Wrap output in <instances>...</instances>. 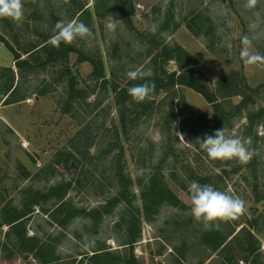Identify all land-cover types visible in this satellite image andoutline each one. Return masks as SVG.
I'll use <instances>...</instances> for the list:
<instances>
[{
	"label": "rangeland",
	"instance_id": "obj_1",
	"mask_svg": "<svg viewBox=\"0 0 264 264\" xmlns=\"http://www.w3.org/2000/svg\"><path fill=\"white\" fill-rule=\"evenodd\" d=\"M121 1L130 25L118 12L116 0H22L19 21L0 18V264H130L131 259L133 264H264V63L248 65L239 55L245 36L251 41L250 51L264 55V0L251 5L247 0ZM82 7L87 10L79 16ZM112 18L120 23L110 30L106 25ZM61 20L83 22L91 36L64 43L74 50L57 64L42 68L32 61V70L21 69L6 43L25 60V49L41 44ZM175 45L195 58L196 65L187 68L191 74L223 95L218 99L225 112L233 113L242 100L228 96L231 93L251 96L248 110L256 114L255 126L249 128L243 112L232 118L225 134L250 138L253 154L243 164L209 159L195 141L215 131L214 112L200 94L185 86L174 88L182 98L173 100L175 117L167 132L164 122L173 92L161 91L153 104L152 98L144 99L147 109L128 136L119 133L125 150L122 166L133 184L126 199L104 214L101 206L118 193L115 166L110 164L116 152L101 155L114 138L112 126L119 127L112 84L125 86L130 68L151 74L152 59L162 48ZM87 57L102 59L106 86L92 77ZM157 59L168 74L179 71L176 61ZM66 68L86 93L70 113L64 112L67 79L60 75ZM16 85L15 97L24 100L6 105L7 90ZM86 124L94 146L68 156L70 140ZM139 154L144 159L153 156L154 165L166 158L160 165L165 182L184 208L163 204L152 221L145 219L137 179L148 172L136 164ZM197 178L244 201V211L236 219L217 222L221 232L237 233L245 227L224 252L203 243L205 231L213 225L190 213L188 185ZM62 184H70L65 201L77 211L64 227L60 223L69 212L51 215ZM15 213H31L23 222L24 236L32 240L28 245L21 244L6 223ZM120 213L127 219L139 213L140 236L132 247L125 245L128 226L119 222ZM245 231L258 241L254 254L247 255L238 246L246 243ZM32 245L35 248L29 251ZM95 249L101 254L94 262Z\"/></svg>",
	"mask_w": 264,
	"mask_h": 264
},
{
	"label": "trees",
	"instance_id": "obj_2",
	"mask_svg": "<svg viewBox=\"0 0 264 264\" xmlns=\"http://www.w3.org/2000/svg\"><path fill=\"white\" fill-rule=\"evenodd\" d=\"M126 1V0H125ZM117 2V10L124 18V22L126 25H130V19L128 14L125 11V4L121 0H116ZM87 9L83 7L80 8L78 11L79 16L86 13ZM76 22V21H75ZM149 31L145 33V35H149ZM54 34V29L52 32L43 39V42L39 45H35L30 47L29 49H25V54L27 55V59L20 60L19 53L11 47L8 43L6 45L10 48L15 56L16 63L21 69L25 67L27 69L32 70L31 62H37L39 66L42 68H46L48 65L57 64L61 59L66 58L69 52L73 51L74 49L69 45L64 47V43L61 42L59 46H53L49 43L50 37ZM161 57L164 62H168L170 60H174L177 62V66L179 71H174L172 73H167L163 69V67L157 64V58ZM158 57H154L152 59L151 64H153L154 69L150 75L138 80H128L126 85L120 87L116 84H112L111 91L114 93V100L115 105L117 107L118 113V121L119 127L115 125L112 126L114 130V138L111 140L105 149L101 151V155H111L113 152H116L114 156L111 158L110 164L113 167V181L117 182L118 193L117 196L110 197L106 200V204L102 205L101 208L103 209L104 214H111L115 207L121 202L122 199H126L125 194L130 191V187L132 186L133 182L131 178L124 173V169L122 166V161L125 156V150L123 145L120 141L119 133H121L124 137H127L128 134L131 132L132 128L134 127L136 121L140 118V116L145 112L147 109L146 103L144 99L142 101H134L127 93V89L136 83H143L145 80H148L154 84L153 91L150 95L146 98H152V101L149 104H153L154 98L161 92H173V96H170V111L165 117L164 122V129L169 132L171 129V123L173 118L175 117V111L173 107V100H177V102L181 101V98L178 95V90H174L175 87L185 86L190 88L200 94L208 104L212 106V110L214 112V121L212 128L214 130L219 128L230 129L231 128V121L233 117L241 116L243 112H247L246 118L249 122V128L255 126L256 114L252 110H248V104L250 103L251 96L247 95L244 91H236L231 93L228 96L239 95L242 97V100L234 107V112H225L223 105L219 101V97H223L219 92H214L210 89L208 85L201 82L199 79L195 78L189 68H192L196 65L195 58L187 53L184 49L180 46L175 45L173 48L164 47L160 50V54ZM84 60L90 61L91 65L93 66L92 77L99 80L102 79L103 85H107L108 81L104 74V64L101 58L94 59L92 57H87ZM188 68V69H187ZM61 77H65L67 79V89H66V103L64 106V112L70 113L73 103L78 102L79 98H85L84 90L78 89L77 81L75 75L69 71L67 68L63 69L61 72ZM17 85L15 87L11 86L7 90V95L4 100L6 105L13 104L19 101L24 100V98L17 99L15 97ZM252 92V89H249ZM219 94V95H218ZM99 103H95L94 106H98ZM142 108V110H139ZM247 110V111H246ZM260 111L259 113H261ZM202 120L205 121L206 125V118L205 116L202 117ZM207 127V126H206ZM89 124L83 125L81 129L76 133V135L70 140V149L71 153L68 156H71L73 152L82 154V148L85 151H89L94 145L93 140L87 137L89 130ZM120 130V132H119ZM100 155V156H101ZM100 156L91 157V159L100 158ZM143 156L141 154L138 155V161L136 164H141L143 170H147L148 173H145L143 177H138L137 183L140 188L141 199L143 202V212L144 217L147 221H152L154 216L158 214L159 209L163 204H169L173 207H180L184 208V205L181 204L180 200L176 197V195L169 189L168 185L165 182V176L161 170L160 165L163 164L166 158L160 159V163L158 165H154L153 163V156L148 157L147 159H141ZM253 162V161H252ZM193 181V180H192ZM195 181L199 182L200 184H205L207 179L197 178ZM182 189H186V186L183 183H178ZM70 188V184H62L57 187L58 190V199L59 203L58 206L53 210L51 215L54 217L55 215H62L65 211L69 212L65 221L61 222L60 225L62 227L65 226V222L74 217L77 213L76 210L67 207V203L65 201L66 193ZM96 212V210H92V213ZM138 212V210H137ZM31 213H15L11 216L6 223L10 226V229L16 232L18 236V241L25 245L30 244L32 242L31 239H26L24 236V227L23 222L27 219V216ZM120 221L128 226V236L129 241L125 245H132L136 242V238L140 236V216L139 213L135 216L133 214L130 215V219L126 218V215L120 213L118 215ZM135 225V226H133ZM131 226V227H129ZM243 226L237 233L234 230L230 229L226 232H221L216 226H212V228L208 231H205V234L202 237L203 243L209 246L213 251L224 252L230 248L232 242L237 240L239 233L244 229ZM245 230V229H244ZM246 232V231H245ZM246 243L242 244L239 243L241 251L246 253L247 255L254 254L258 249L256 244H258L257 239L250 233L246 232L245 235ZM27 244V245H28ZM246 245V246H245ZM29 251H33L35 246H30ZM99 249L93 250V255H91L92 261H97L100 257L101 253ZM106 254L108 252H105ZM103 254V253H102ZM134 260L131 259L130 264H133Z\"/></svg>",
	"mask_w": 264,
	"mask_h": 264
},
{
	"label": "clouds",
	"instance_id": "obj_3",
	"mask_svg": "<svg viewBox=\"0 0 264 264\" xmlns=\"http://www.w3.org/2000/svg\"><path fill=\"white\" fill-rule=\"evenodd\" d=\"M254 0H247L251 5ZM247 6V5H246ZM23 16L22 0H0V18L19 21ZM119 21H112L106 25L110 30L115 29ZM151 30H155V26ZM91 30L83 22L58 21L54 25V34L50 37L49 43L59 46L61 42L68 43L77 37H90ZM251 41L247 36L242 37V46L239 55L244 63L254 65L264 63V55L250 51ZM129 80H138L150 75L149 70H137L130 68L125 73ZM154 84L148 80L143 83H136L127 89L128 95L134 101H142L153 91ZM199 148L206 153V156L214 161L236 160L239 163H246L252 156L248 147L250 138L231 136L225 134V129H216L211 135L206 134L202 139L195 141ZM190 195V213L193 218L202 220L207 224L216 226L217 222H225L236 219L244 211V201L239 197L227 194L218 190L211 184H200L193 180L188 185Z\"/></svg>",
	"mask_w": 264,
	"mask_h": 264
}]
</instances>
